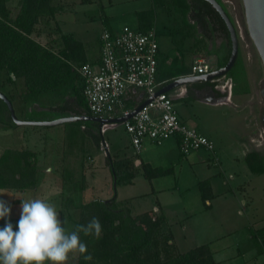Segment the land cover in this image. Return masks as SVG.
I'll return each instance as SVG.
<instances>
[{"label": "crops", "instance_id": "0c3cea01", "mask_svg": "<svg viewBox=\"0 0 264 264\" xmlns=\"http://www.w3.org/2000/svg\"><path fill=\"white\" fill-rule=\"evenodd\" d=\"M77 1L72 3V0H52L57 11L54 21H50L59 24L61 33L66 34L61 29V16L78 13L87 15L90 20L98 16L100 22L105 18L115 26L128 23L134 29L141 31L154 30L158 37L157 80L159 81L187 74L191 63L197 57H204L213 68L225 65L229 58L231 51L229 34L215 19L200 15L197 7L193 8L190 5V0H121L124 7L130 8L119 11H116V5L120 0H87L85 3ZM21 3L22 0H0V17L14 21L19 14ZM87 4L97 7L96 14L88 15L87 11L82 9ZM129 19L131 22H127ZM172 25L175 27L173 28ZM99 35L97 54L88 52L89 48L85 45L87 41L83 42L74 37L83 45L86 62L99 60ZM237 35V57L240 58V66L244 73L245 88L239 90L238 82L229 75L228 81L232 83L231 91L216 87L214 82L199 81L175 87L168 92L179 117L210 138L214 143V152L200 149L182 155L179 152L177 139L169 138L160 144L145 141L140 152L124 151L122 154L116 150L112 154L109 153V157L105 153L104 162L105 158L111 161H113L112 158L123 161L121 171L125 176L123 180L125 184L108 186L101 198L110 199L115 188L116 200L123 203L130 210L131 215L145 212H153L156 216L162 215L164 222L161 224L160 232L164 236H169L168 242L173 244L180 253L200 245H207L216 264H264V247L260 248L254 244L251 229L254 225L251 222L253 218H257L259 213L264 212L261 211L264 209V175L251 172L245 160L248 152L259 151L258 145L255 144L258 139L255 132L261 128L259 115L263 100L254 90V71L249 64L252 54L247 51L248 49L246 50L248 42L239 32ZM30 36L43 45L44 42L39 41L43 38L42 36L34 32ZM255 63L258 69L260 61L256 59ZM70 101H73L72 98ZM197 104L215 109L230 106L233 115L241 122L239 131L236 130L231 138H224L226 132H219L220 142L216 145L214 140L216 133L209 130L205 124H199L195 115L192 114L196 111ZM46 110L42 108L33 111L48 114ZM54 114H57V118L73 115L58 114L56 111ZM52 118L55 117L44 119ZM81 127L84 129L86 126L82 124ZM109 128L112 127L108 126L100 131L95 125L84 129L96 147L101 143L103 151L97 148L103 154L105 149L109 148L108 141L103 137ZM11 132H13L12 128H0V135ZM29 133L22 134L20 140L23 141L20 144L11 146L12 144L8 142L5 148L30 147ZM95 136H99V143H96ZM87 145L88 143L85 144ZM36 150L40 158L41 153L38 149ZM134 155L138 156L134 157ZM89 160L94 162L92 156ZM108 168L111 173L110 165ZM212 168H215V171ZM167 176L173 177L171 183L163 182ZM37 178L38 181L42 180L39 172ZM66 182L67 180L63 179L62 183ZM201 182H207L209 185L205 191L204 200L199 188ZM154 184L159 186L155 188ZM137 185H140V188L145 187V193L133 192ZM66 190L69 191L68 188ZM13 191L22 194V197L18 198L19 201L24 200L26 194L30 193ZM69 192L71 193L64 196L66 198L64 201L67 200L64 205L70 202L72 206L77 205L78 203L72 202L75 199L74 194L77 193L71 189ZM42 199L46 200V196ZM48 202L54 203L52 200ZM258 202L262 205H257ZM58 211L61 218V211ZM66 216L69 217V215ZM262 220L264 218H259L257 221ZM16 221H14L15 225ZM70 224L71 226L67 229L72 231L75 222L70 221Z\"/></svg>", "mask_w": 264, "mask_h": 264}, {"label": "trees", "instance_id": "16d2710c", "mask_svg": "<svg viewBox=\"0 0 264 264\" xmlns=\"http://www.w3.org/2000/svg\"><path fill=\"white\" fill-rule=\"evenodd\" d=\"M190 3L193 8L197 7L200 15L215 19L228 33L224 21L207 1L190 0ZM56 11L57 7L52 4V0H22L14 21L0 17V72L5 70L17 78H23L26 89L22 95L24 101L34 102L42 96L59 92L72 94L63 99L60 105L46 108L48 113L89 114L81 96L82 81L74 68V65L86 62L82 43L70 35L60 33L62 47L54 52L30 36L41 19L54 21ZM0 125L4 129L17 126L2 99ZM95 140L99 143V136H95ZM245 160L251 172L264 175V149L248 152ZM107 161L115 186L125 184V176L121 171L123 161ZM36 184V153L25 148H5L0 154V189L25 191L34 188ZM208 187L207 182L199 184L203 200ZM115 193L113 188L110 199H93L76 205L80 214L74 228L87 224L93 217H97L102 225L99 239L80 234L93 259L86 262L78 255V264H216L207 245L197 246L184 253L178 252L168 242L169 236L160 232L164 222L162 215L145 212L133 216L123 203L116 200ZM253 238L256 240L257 234L253 233Z\"/></svg>", "mask_w": 264, "mask_h": 264}, {"label": "rangeland", "instance_id": "374dc122", "mask_svg": "<svg viewBox=\"0 0 264 264\" xmlns=\"http://www.w3.org/2000/svg\"><path fill=\"white\" fill-rule=\"evenodd\" d=\"M79 1L81 3H85L87 0ZM76 2L78 1L72 0V3ZM122 2L123 1L120 0V2L117 3L116 11L130 8L124 7V3ZM220 3L229 13L233 23L235 22L237 32H239L244 40L248 42L246 50L248 49L247 51H250L252 54L249 64L252 65L254 71V90L258 97L263 100L259 115V124L261 128H259V131L257 130L255 132L258 137L255 144L258 145L257 147L259 148V151H263L264 67L262 60L248 34L242 0H220ZM96 8L97 7H95V5L87 4L85 8L82 9L87 11L88 15L93 16L97 12ZM60 20L61 29L64 33H69V35L73 38L76 37L83 42H88L85 45L89 48L87 50L90 54L98 53L99 42L97 37L100 30H102L101 25L110 30H116L119 26L124 24L130 26L128 23H120L115 26L106 21L105 18H103L100 22V18L98 16H94V18L90 20L87 18V15L83 16L81 13L71 15L64 14L61 16ZM128 21H130V19L127 20V22ZM159 26H161L160 22ZM174 27L175 25L173 28ZM34 33L38 36H42L43 38H40L39 41L44 42L43 45L51 48L54 52H58L61 49L62 42L59 37L61 33L59 24L41 19V21L35 26ZM256 59L260 61L258 69L255 63ZM229 75L233 76L234 80L238 82L237 86L239 87V90H241V88H245L244 73L240 66L239 57L236 58L233 67L230 71H228L225 78L220 79L219 84H222L226 80V77H229ZM0 91L5 93L11 99L17 117L22 120H46L44 119L46 117L57 118V114L54 113L34 114L32 111L48 108L51 105L57 106L62 103L63 99L72 95L70 92H59L42 96L34 102L24 101L22 99V95H24L26 89L23 78H17L12 75V73L7 71L0 72ZM192 114L195 115L199 124H205L209 130H213V132L216 133V138L214 139L216 140V145L220 142L219 132L224 131L226 132V135L223 137L231 138V135H234L236 130L239 131L241 126L239 118L233 115V111L230 106L215 109L203 104H197L196 111L192 112ZM82 124L86 126L84 129L95 126L91 121L66 122L55 126L17 125L15 128H12V134L2 133V135H0V146L2 145V147H0L1 154V152L5 149L6 143L10 142L9 144H12L11 146H16V144L18 145L23 141L20 140L22 134L30 132V147L26 146L25 149H29L30 151H34L36 153L37 175L39 172L40 175H42V180H37V184L34 188L26 189L25 192L23 191L24 193L30 192L29 194H26L25 199H42L46 196V200L54 201L53 204L56 206L57 210L61 211V219L67 221L65 224L66 228L71 226L70 221L76 222L80 214L78 207L76 205L72 206L71 202L64 205V203L67 202V200L64 201V196L67 195V193H71L69 192L70 189L77 193L74 194L75 199L72 202H74V204L78 203L77 205H79L80 203L88 202L93 199H102L101 197L104 196L103 194L107 191L108 186H113V178L109 171V165L106 158L104 162L105 151L103 154V146L101 143L97 146L102 149L101 151L93 144L92 138L81 127ZM0 128H2L1 125ZM103 137L109 143L108 151L111 154L116 150H119L121 153L124 151H134L129 135L124 131L123 126L120 124L107 129L103 134ZM87 143L88 145L85 146ZM36 149H38L41 153L40 158L38 157V151ZM90 156L94 158V162L89 160ZM136 156L138 155H134V157ZM112 160L116 161L115 158H112ZM105 165L107 167H105ZM184 166H187V164H184ZM212 169L215 171V168ZM63 179L67 180L65 184L62 183ZM164 179L165 180L163 182L171 183L173 177L167 176ZM158 186L159 184H154L155 188ZM67 188L69 189L68 192L66 190ZM134 189L135 190L133 192L136 194L145 193L146 190L145 187L140 188V185H137ZM20 197H22V194H19L18 192L14 193L13 190L0 189V199H3L11 204V222L19 220L21 201H19L18 198ZM257 205H262V203L258 202ZM261 211H264V209ZM65 214L69 215V217ZM259 218H264V212L259 213L257 218H253V221L251 222L254 223V225L251 226V229L252 232L258 236L256 240L254 239V244L263 248L264 231L262 230L264 228V220L257 221ZM4 223L5 221L0 220V227H3ZM13 225L15 226V222ZM71 257L67 264H78V254L74 255L72 258Z\"/></svg>", "mask_w": 264, "mask_h": 264}, {"label": "built area", "instance_id": "2783aa9c", "mask_svg": "<svg viewBox=\"0 0 264 264\" xmlns=\"http://www.w3.org/2000/svg\"><path fill=\"white\" fill-rule=\"evenodd\" d=\"M99 41L98 61L74 65L82 81L81 96L89 113L87 115L101 119L127 116L150 99L132 116L119 123L129 135L135 152L141 151L145 141L160 144L169 138L177 139L182 155L200 149L214 152L213 141L179 117L169 91L157 92L179 77L199 76L216 68L204 57H197L187 74L159 81L158 41L154 30L140 31L126 24L116 30L102 27ZM225 76L217 77L212 82L224 91H231L232 83L227 77L219 84ZM116 125L104 124L100 131Z\"/></svg>", "mask_w": 264, "mask_h": 264}, {"label": "clouds", "instance_id": "9594fccd", "mask_svg": "<svg viewBox=\"0 0 264 264\" xmlns=\"http://www.w3.org/2000/svg\"><path fill=\"white\" fill-rule=\"evenodd\" d=\"M11 211V204L0 199V220L5 221L0 227V264H67L77 254L86 262L92 261L80 234L99 239L102 225L97 217L69 231L53 203L41 198L24 199L14 229Z\"/></svg>", "mask_w": 264, "mask_h": 264}, {"label": "water", "instance_id": "95a60500", "mask_svg": "<svg viewBox=\"0 0 264 264\" xmlns=\"http://www.w3.org/2000/svg\"><path fill=\"white\" fill-rule=\"evenodd\" d=\"M205 1H207L217 11V13L223 19L225 26L227 28L230 44H231V51L226 64L216 68L215 70L207 74H203L199 76L179 77L173 80L172 82L168 83L163 88H161L157 92V94L163 91L165 92L170 91L175 87L186 85L188 83H194L199 81L201 82L203 81L206 83L212 82L213 79L226 75L228 71H230V69L233 67L238 55L237 28L233 23L231 17L228 15L227 11L223 7V5L218 0H205ZM242 3L244 7V17H245V23L248 34L262 60V64L264 67V0H242ZM0 99H2L6 104L11 119L16 125L55 126L66 122L91 121V122H95L99 127V129H101V127L104 124L121 123L122 121L132 116L136 111H138L142 106H144L150 100L148 99L144 101L137 108L132 110L129 115L116 117L113 119H101L87 114H73V115L58 117L54 119H46V120H22L19 119L15 114L12 102L1 91H0ZM105 153L109 157V152L107 149H105ZM113 186H115V181L113 183Z\"/></svg>", "mask_w": 264, "mask_h": 264}]
</instances>
